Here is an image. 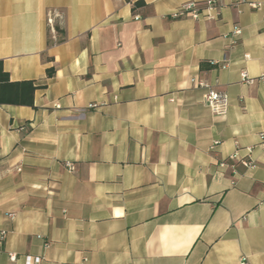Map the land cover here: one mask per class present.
<instances>
[{
  "label": "crops",
  "instance_id": "crops-1",
  "mask_svg": "<svg viewBox=\"0 0 264 264\" xmlns=\"http://www.w3.org/2000/svg\"><path fill=\"white\" fill-rule=\"evenodd\" d=\"M204 1L0 0L3 70L40 87L0 105V264H264V0L170 18Z\"/></svg>",
  "mask_w": 264,
  "mask_h": 264
},
{
  "label": "built area",
  "instance_id": "built-area-1",
  "mask_svg": "<svg viewBox=\"0 0 264 264\" xmlns=\"http://www.w3.org/2000/svg\"><path fill=\"white\" fill-rule=\"evenodd\" d=\"M218 1L219 0H206L201 4L195 2L182 4L170 14V18L177 19L182 17H190L194 20L200 18L208 19V20L215 19L217 15L216 9H217ZM260 6H261L260 3L253 4V7L256 9L259 8ZM54 18H55V14L53 13L48 14V24L52 31H53ZM231 34L234 37H239L241 35V29L238 26H234ZM246 58H248V56H246ZM259 79L264 80V74L261 75ZM240 80L242 83L248 85H251L256 81V79L249 77L245 70L240 72ZM192 82L195 83L198 87L205 89V93L203 95L204 103H206L216 113H222L224 111L227 102L225 95L216 92L209 84L203 81L192 79ZM97 107L98 105L95 103L88 105V109H96ZM258 138L260 144L264 146V132L259 133ZM236 159H237L236 154L230 155L229 157H227L226 161L221 162L219 165L221 167H230L232 169V172L235 174L236 172L234 169V165H229L227 164V162H233ZM241 163L245 167H253L250 161H242ZM64 166L68 171H73L74 169L73 165L68 162H66ZM6 236H7L6 231H0V241H3L6 238ZM10 259L14 260V256L11 255Z\"/></svg>",
  "mask_w": 264,
  "mask_h": 264
},
{
  "label": "trees",
  "instance_id": "trees-1",
  "mask_svg": "<svg viewBox=\"0 0 264 264\" xmlns=\"http://www.w3.org/2000/svg\"><path fill=\"white\" fill-rule=\"evenodd\" d=\"M56 39L47 41V44L53 45L54 43H60L64 40L61 29L53 23ZM53 69L47 70V76H52ZM36 86L31 81H25L20 83L10 82L8 74L3 70L2 64L0 62V105L10 104L18 106H28L33 107V95Z\"/></svg>",
  "mask_w": 264,
  "mask_h": 264
}]
</instances>
